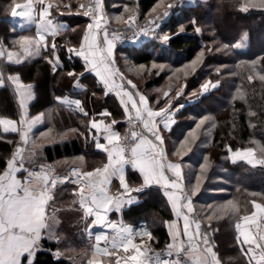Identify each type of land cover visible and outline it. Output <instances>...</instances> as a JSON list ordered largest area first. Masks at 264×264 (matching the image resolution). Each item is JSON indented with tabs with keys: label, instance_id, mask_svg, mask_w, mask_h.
I'll use <instances>...</instances> for the list:
<instances>
[{
	"label": "trees",
	"instance_id": "obj_1",
	"mask_svg": "<svg viewBox=\"0 0 264 264\" xmlns=\"http://www.w3.org/2000/svg\"><path fill=\"white\" fill-rule=\"evenodd\" d=\"M51 1V19L64 22L67 28L48 37L47 48L41 45L38 55L21 56L22 62L15 63L7 60V52L20 54L21 37H36V19L25 26L20 18L11 15L15 3L26 4L27 0H0V49L5 52L0 59V73L5 79L0 86V118L19 123L22 113L27 120L41 117V123L28 133L24 161L29 170L38 162L50 163L57 176L65 175L75 165L92 171L107 163V155L95 149L89 123L106 111L110 114L106 121H115V128L124 137L126 117L117 97L68 51L82 43L89 20L83 12L92 0ZM160 1L103 0V9L114 18L122 16L123 7L128 8L132 13L138 11L143 20L151 17ZM81 4L86 7L81 8ZM242 7L248 11H242ZM223 10L225 13L220 15ZM158 32L159 36L165 33L170 37L167 44L156 39L139 47L122 46L117 52L118 63L121 67L132 64L142 68L139 73L144 81L150 74L140 88L148 95L152 109L166 108L170 99L173 101L168 110L182 106L171 128L162 132L169 158L182 166L183 187L193 200L194 217L201 223L202 233L210 234L209 245H214L219 259L223 264H247L237 242L236 223L253 213V202L264 204V166L246 160L231 161L230 156L249 148L258 158L264 156V80L260 79L264 76V7L259 0H195L172 12ZM52 43L56 44L55 56L59 58L55 68ZM69 72L74 75L69 76ZM9 76H19L23 84L32 85L27 111L7 80ZM214 82L218 86L203 93L202 86ZM167 91L169 96L165 95ZM65 96L79 101V108L58 100ZM201 120L204 123L197 128ZM20 141L19 133H5L0 126V173ZM180 151L184 156L173 157ZM127 182L136 186L142 179L128 168ZM118 188L116 182L114 191ZM74 189L73 185L57 184L54 198L63 192L67 195L65 206L69 207V195ZM140 198V204L125 210L123 221L134 227L145 221L151 232L150 245L167 246L170 239L165 222L173 216L167 199L157 188L148 189ZM66 224L70 225L69 220ZM76 234L84 235V231ZM80 236L74 235L70 245L65 244L76 254L89 245ZM61 245L44 240L31 264H74L66 256H57ZM22 264L29 263L24 260Z\"/></svg>",
	"mask_w": 264,
	"mask_h": 264
},
{
	"label": "snow or ice",
	"instance_id": "obj_2",
	"mask_svg": "<svg viewBox=\"0 0 264 264\" xmlns=\"http://www.w3.org/2000/svg\"><path fill=\"white\" fill-rule=\"evenodd\" d=\"M259 2L264 7V0H259ZM34 3L41 6L39 11L41 23L37 24L36 37L22 36L19 41L22 52L20 54L8 52L6 58L9 62L21 63V56L27 58L34 54L38 55L41 45L47 48L45 35L43 34L44 30H48L51 35L55 36L63 28V25L53 26L50 20H45L50 15V9L53 7L51 3L45 5V0H27L26 4L15 3L11 8V15L13 17H22L28 23H32L34 19L32 11L35 10L33 8ZM80 7L85 8L86 6L81 4ZM241 10L246 12L248 8L242 7ZM100 12V0H95L94 5L87 6V10L83 12V15H92L93 23L88 24L79 49L70 47L68 51L75 56L81 57L86 65H90L91 70L96 72V75L100 77L101 82L107 89H119L118 95L122 93L123 96H127L131 109L135 111L134 118L143 123V127L153 134L156 141L162 143L157 130L156 118L159 117L163 120L167 127L170 113L167 108L160 109L159 111L152 110L148 107V101L143 95H139V101L137 102L131 93L124 91L123 83H116L114 79L116 72L111 68L114 42L112 39H109L107 32H105L103 37L104 47L101 48L97 41V34L93 32V28L99 30L102 27L103 17L98 14ZM164 15H167V13H164ZM117 19L120 18L118 17ZM197 31L199 32V29ZM169 39L168 35L163 36V41L167 42ZM235 46L240 47L241 45L237 44ZM51 47L55 59L53 67L55 68L59 64V58L55 56L56 44L52 43ZM3 57H5V53L0 51V58ZM14 57L15 60H13ZM49 63H53V61L49 60ZM153 67H156V65H153ZM68 75L73 76L74 73L69 72ZM121 79L123 78L121 77ZM249 79L251 80V77ZM260 79L264 80V76H260ZM7 80L13 84L18 95L22 97L30 95L32 85L23 84L19 76H9ZM4 83L5 79L3 74L0 73V86H3ZM128 84H131V81H128ZM132 87L135 88V85H132ZM202 90L207 92L209 84H204ZM58 100L61 103L68 102L63 98H58ZM121 102L124 103L123 99ZM75 103L77 107L80 106L79 101H75ZM23 106L22 100L21 107L23 108ZM125 112H128V104H125ZM84 114L87 115V113ZM102 115L107 116L110 114L104 112ZM40 119V117L35 118L32 124L39 122ZM132 120L133 117L129 116V121L131 122ZM26 123H28L26 114L22 113L21 120L19 121L21 129ZM101 123L92 121L91 128L100 131ZM112 123H115V121ZM203 123L204 121L201 120L200 124L196 127L199 128ZM0 126H3L5 133H16L19 131L22 142L28 143V133L31 131V124H29L27 129L20 130L17 127L16 121L0 118ZM103 132L107 133L104 136L107 145L101 144L97 140L96 147L107 153V163L103 164L102 167H96L92 171L80 173L76 169L72 170L75 179L71 182L81 185L76 194L79 196V205L84 210L85 218L94 216L95 220L93 223L95 225H103L105 223V216L102 213H106L109 210V206H115L119 209L124 203L131 202L130 198L128 201L123 199L126 194L130 197V193L133 191L142 192L145 187L151 186L153 183L160 185L165 189V195L168 196L177 216H181L184 209L187 210L183 214V236L187 237L188 247L185 248L182 241L178 242L179 231L173 232V243L167 245V256L172 257L173 249H175L176 259H160L159 254H157L158 264H182L180 260L181 254L188 257L192 264H220L215 252H213L212 247L209 245L207 235L201 233L200 224L195 223V229H192L194 222L190 221L188 215L193 212L191 197L184 193L181 185L177 183V180L181 178V165L179 163H165L163 151H157V145L153 144L146 137L138 135L135 131L131 133V141H138L134 144L122 141L118 133L111 131V125H104ZM189 135L194 136V133H189ZM127 140L128 138H125V141ZM127 152H130V157L126 156ZM235 156L247 159L250 164H264V156L256 160L255 152L252 148L246 149L243 152L238 151L235 153ZM126 164H131L143 176V185L141 187L131 188L127 183L124 170ZM166 169L172 172L177 180L170 181L166 175ZM20 171L27 173L23 180L17 178L16 174ZM113 177L119 179L120 188L122 189L117 196H110L107 192V187L110 185ZM58 182H63V179L50 176L43 166L40 171L25 168L22 150L17 147L12 158L7 161L6 169L3 173H0V264H22V257L25 254L29 257L34 255L42 230L50 227L49 220L51 218L46 214V207L48 201L51 199L50 190ZM168 189H176L177 191L170 192ZM177 192L180 194H177ZM192 195H195V190L192 191ZM253 206L257 211L251 215H244L241 222L236 223L238 232L237 242L241 245V251L248 257L249 264H253V262L254 264H264V229L259 228V225L264 224V204L253 202ZM252 225L257 226L258 230L253 232L251 227H246ZM107 226L117 230L125 252H128L130 248L136 252L129 259L137 262V264H144V261L140 259L143 253L132 241V228L121 227L117 229L115 224H108ZM125 233L127 234L126 236L123 235ZM144 234L151 239L150 233ZM95 239L97 244H99L101 240L106 241L108 238L104 235H97ZM200 243H203L205 246L203 251H198ZM245 245H247L246 248L244 247ZM115 247L116 244L114 242L113 248ZM103 252L106 255L110 254L108 249H104ZM29 264H31V261H29Z\"/></svg>",
	"mask_w": 264,
	"mask_h": 264
},
{
	"label": "crops",
	"instance_id": "obj_3",
	"mask_svg": "<svg viewBox=\"0 0 264 264\" xmlns=\"http://www.w3.org/2000/svg\"><path fill=\"white\" fill-rule=\"evenodd\" d=\"M45 20L46 21L50 20V17L47 16L45 18ZM50 21H51L53 26L63 25V28L60 30L59 34L62 33L67 28V25L64 22H58V21L53 22L52 20H50ZM40 23H41V21L39 23L37 22V24H40ZM43 34L45 35V39H47L50 36H53V35L50 34V32L48 30H44ZM82 42H83V40H82ZM75 49L78 50L79 47L75 48ZM71 55L75 56L74 54H71ZM75 57H78V56H75ZM78 58L82 61V63L84 64L86 69L89 68V65H86L85 61L81 57H78ZM76 86H77L78 89H81V90L83 89V86H81L79 84L78 85L76 84ZM139 95H141V94H139ZM139 95L137 96V98L133 97L137 102L139 101ZM20 99H21V97H20ZM63 99H66L68 101L67 103H64V104H66L68 106H77L76 103H75V101H77L76 99H73V98H71L69 96H65V97H63ZM129 105L131 107V104H129ZM148 107H149V103H148ZM76 108H79V107H76ZM23 109H24V111H26L24 107H23ZM131 110L132 109H130V112H131ZM152 110H154V109H152ZM154 111H156V110H154ZM104 112H106V111H104ZM131 113L135 115V111L134 110H132ZM107 116L101 114V118H98V119L97 118L96 119L93 118L90 121V123H89L90 129H91V131H92V133L94 135V146H95L96 151L103 152L106 155H107L106 152H104L101 149H98L96 147L97 140H99V142L101 144L107 145V141L104 139V136L107 134V133L103 132L104 125H111V131L115 132V133H118L120 135V137L122 138V140H123V135H122L121 131H119L118 129L115 128L116 122L115 123H108L106 121V117ZM37 117H40V116H37ZM37 117H34V118L30 119V120H33V119H35ZM159 119H160L159 117L156 118V121L157 120L161 121L159 123L160 125L157 126V130H158V134L160 135V137H162V132H164V130H169L171 128L174 120L172 121L171 120L172 118L169 117V119L167 121V127H166L165 126V122L163 120H161V119L159 120ZM30 120H27L28 123H26L23 126L22 129H21L20 124L16 121L18 129H20V130L27 129V127L29 126V121ZM92 121H96L97 123H101L102 122L100 131H98L97 129H92L91 128V122ZM2 128H3V126H2ZM8 133H13V132H8ZM16 133H19V131L16 132ZM149 134H150L152 143L157 145V148H158V146L160 145L159 141L155 140V137L153 136L152 133L149 132ZM26 145L27 144L23 143L22 140L18 144V147L21 148V150H22L23 156H24V153L26 152ZM238 160H243V159L241 158V159H238ZM238 160H236V161H238ZM165 163H178V162H175V161H172L170 159H166L165 158ZM24 167L27 168V166L25 164V161H24ZM128 168H131L132 170L136 171L139 174V176L141 177V179H142V183L141 184H138L136 186H130V185L129 186L131 188H139V187H141L143 185V176L141 175L139 170L138 169H134L131 164H126L124 166L126 181H127V170H128ZM73 169L78 170L80 173L85 172V171L82 170L80 165H75V166L70 167L67 170V173L65 175H57L56 176L57 178L63 179V182H58L57 184L61 183V184H69V185L75 186V189L72 190L71 195H69L70 198H71V200H70V198L68 199L71 202V203H69L70 206L69 207L65 206L66 203H67V198H66L67 195L63 194V192H58V194L55 196V198L51 202L47 203L46 214L51 218L49 220L50 227L45 229V230H42L41 236H40L39 240L37 241V247L35 249L34 255L32 257H29L27 254H25V256L22 257V263H23L24 260H26L27 263H29V261L32 262L34 260L36 253L40 249H42L44 240H47L49 242L61 243L62 245H65V244L70 245V240H71L70 238L74 237V235L75 236H80L81 234L80 235L76 234L77 231H84V235H81L80 239L84 238V240H85V242L87 244L90 241L94 242L93 259H95V264H101L100 263L101 261L99 262V260H100L99 256L105 257L104 258L105 261L109 262V264L110 263L114 264V260H115L114 255L115 254L113 252L114 251L113 250L114 249L113 248V243L115 242V244L117 246L122 245L120 236L117 234V232L94 229L93 226H92V217L93 216L85 218L84 210L79 205V196L76 194V192L78 191V189H79V187L81 185L79 183L71 182L73 179H75V177L73 176V171H72ZM3 171L1 173H3ZM16 175H17V178L23 180L24 177H26L27 173L24 172V171H20ZM166 175L168 176L170 181L171 180H177V178L172 174V172L168 171L167 169H166ZM182 177H183V175H182V166H181V178L179 180H177V183H179L181 185V187L183 188V190H184L183 178ZM116 182L119 185V188H118L119 190H115L114 191V186H115ZM151 188H157V189H159L162 192V194L165 196V198L168 201V204L170 206V209H171V212H172V215H173L171 220L165 222V228H166L167 234H168L169 239H170L168 244L173 243L172 233L176 232V231H179L178 242L182 241L184 245H188L187 237L183 236V224H184L183 214L186 213L187 210L184 209L182 214H181V216H177L176 212L173 210L172 204H171L168 196L165 195V189L163 187H161L160 185H156V184L153 183L151 186L145 187L142 192H135V191L131 192L130 193V197H129L128 194H126L123 197V199L125 201H128L129 198H130L131 199L130 203H124L119 209H117L115 206H109V211H110V214H111L112 218L114 220H116V221H123V214H124L125 210H127L128 208H130L132 206H136V205L140 204L141 203L140 195L143 192H145V191H147L148 189H151ZM121 191H122V189L120 188L119 179L117 177H113L111 179L110 185H108V187H107L108 194L110 196H117ZM168 191L175 192L177 190L176 189H168ZM184 193H185V191H184ZM177 194H180V193L177 192ZM191 201H192V206H193V212L188 214V215H189L190 221L194 222L192 224V229L194 230L195 229V223H199V222H197V220L194 217L195 216L194 215L195 209H194L192 198H191ZM255 211H257V210L254 208L253 212H255ZM258 219H259V217H258ZM68 220L70 222L69 226L66 224V222ZM87 222H88V224H87ZM146 225H147L146 222L141 220V222L137 226H135L134 228H136L137 230H142V228L147 229ZM246 227H251V230L253 232L258 230L257 226H255V225L246 226ZM259 228L264 229V224L259 225ZM65 230H67V231H65ZM148 232H150V230ZM97 235L107 236L108 239L106 241L105 240H101L99 242V244H97L96 239H95V237ZM123 235H125V234H123ZM132 241H133V243L136 242L133 238H132ZM65 247H67V246H65ZM104 249H108V252L110 254H108V255L104 254V252H103ZM212 250H213V248H212ZM213 252H214V250H213ZM216 257H217V254H216ZM101 260H102V258H101ZM135 264H137V263H135Z\"/></svg>",
	"mask_w": 264,
	"mask_h": 264
},
{
	"label": "rangeland",
	"instance_id": "obj_4",
	"mask_svg": "<svg viewBox=\"0 0 264 264\" xmlns=\"http://www.w3.org/2000/svg\"><path fill=\"white\" fill-rule=\"evenodd\" d=\"M194 2H195V0H161L158 3V5L156 6V8L153 10V12L151 14V17H149L148 19H143V20H147L148 21V26L150 28H156L157 29L166 20H168V17L171 15L172 12H174L176 10H180V8H182L184 6H187V5H191ZM48 3H51L54 6V4H53V2L51 0H45V5L48 4ZM100 3H101V12L99 14L102 15L103 21L105 23H107L109 25V27H118V28L119 27H125L126 20L129 19V18L133 19L134 21L135 20H139V21L142 20V19L139 18L138 11H133V13H132V11L129 12L130 10L128 8H124V7H123V13H121L122 16L119 17L120 19H117L118 16H115L114 18H112L113 16L111 17V16H108V15L105 14V11L103 9V0H100ZM94 4H95V0H92L91 5H94ZM169 5H171V7H169ZM33 8L35 10L32 11V16L34 18L33 20L36 19V25H37V22L38 23L40 22L39 11H40L41 6L39 4L34 3L33 4ZM51 9H50V15L48 16V17H50V20H52L51 19ZM228 12H229V10H228ZM164 13H167V15H164ZM223 13H225L224 10L220 12V15L223 14ZM127 14H128V16H127ZM17 18H20V20L22 22L21 24H24L25 26H27V24H29L24 18L19 17V16H17ZM52 21L55 22V20H52ZM90 23H93V21L92 20H88V24H90ZM219 24L222 25V23H219ZM86 30H87V28H86ZM106 31H107V28H105L104 26H102L99 30L93 28V32H94V34H97V41L100 44L101 48L104 47V45H103V37H104V33ZM164 35H166V34L165 33H162V35L159 36V32H158V37L157 38L160 39V41L162 42V44H167V42L163 41V36ZM45 41H46V39H45ZM118 50H119V48L117 49V51L115 53H113V51H112V57H111V61H112L111 68L112 69L115 68V70H116V77H117L118 83L119 84L123 83V85H124V91L131 93L133 97L137 98V96L139 94H141V95H143L147 99V96L148 95H146V94L143 93L144 90L140 88V85H143L144 82L146 81V79H150V74H148V76L145 78V81H144V79L142 78V74H141L142 73L141 71L143 70L142 68H139V67L136 68L132 64H129L128 66L124 64L123 67H121L119 65V63H118V58H117V52H118ZM3 52H4V50H3ZM86 70H88V71H90V72H92V73H94L96 75V72L94 70H91V66L90 65H89V68H87ZM139 72H141V73H139ZM121 77L123 79H121ZM97 78H98L99 81H101L98 76H97ZM128 81H131V84H128ZM136 81H138L139 85H138V83L136 84ZM208 84H209V90L207 92L211 91L213 88H215L216 86H218V83L217 82L208 83ZM132 85H135V88H133ZM162 90H163V88H161L160 90H158L159 93H161ZM148 92H151L152 93L153 90L150 89ZM207 92H204L203 91V93H207ZM166 93L169 96V92L167 91ZM123 98H124L123 100L125 101V103L128 104V108L131 109V107L129 105L130 103H128V97L127 96H124ZM31 99H32V92H31V90H30V95H25L23 97L21 96L20 102L23 100V105H24L23 107L25 108L26 111H27L28 104L31 101ZM147 101H148V99H147ZM172 101H173L172 99L168 100V102H167L168 105L166 104L167 105L166 108L170 106L169 104H171ZM148 103H149V101H148ZM177 106H181V105H177ZM177 106H175V107H177ZM149 107L151 108L150 104H149ZM174 108H172V109H170L168 111L170 112ZM131 112H132V110H131ZM131 116L133 117V120L134 121H137L139 124L142 125V122L141 121L136 120L134 118L135 117L134 114L131 113ZM125 117H126L125 118L126 128H128L129 124L127 126V122L129 123V117H128V115L126 113H125ZM170 117L172 118L171 119L172 121L175 119V115L174 116H170ZM33 120H30L29 121V124H31V129H32V127L34 128L35 125H39L41 123V119H40L39 122L32 124V121ZM156 122H157V126H159L160 125L159 123L161 121H158L157 120ZM161 139H163L162 141H164V149H165L164 158L170 159L169 158V152H168V149H167V142H166V139H165L163 133H162ZM150 140H151V138H150ZM254 148H256L259 151H263V149L261 147H254ZM239 152H243V151H239ZM254 152H255V150H254ZM235 153L236 152H234V153L231 154V156H230L231 161H236L238 159H241L239 157H236L235 156ZM182 156H184V151H180L179 154L173 155V157H175V158L176 157L177 158H181ZM255 159L256 160H259L260 159V158H258L256 156V152H255ZM243 160H246L247 161V159H243ZM254 164H256V165L258 164V165L264 166V164H259V163H254ZM182 175H183V172H182ZM183 180H184V178H183ZM193 188H196V187H193ZM239 222H241V220ZM131 227H134V226H131ZM146 228H147L146 230L148 232L149 229H148L147 225H146ZM202 234H205V233H202ZM206 235H207V239H209L210 234H207L206 233ZM237 235H238V232H237ZM135 243L134 244L139 247L138 243L137 242H135ZM88 244L89 245H86V247H84L82 249H79L81 251V254H76L77 252L74 251V249H72L70 246L65 247V245H61L60 246V250H58V252H57L58 253L57 256H60V257L66 256V258L71 259L74 264H95V259H93L94 242L93 241H90V242H88ZM210 246L213 248V250L215 252L214 245H211L210 244ZM204 247L205 246L203 245V248L200 251H203ZM239 247L241 248V245L240 244H239ZM244 247L246 248L247 246L245 245ZM113 250H114L113 252L115 254L114 255V258H115L114 264H135V263H137V262L131 261L129 259V257L131 255H135L136 254V252H134L131 248L129 249L128 252H125L124 249H123V247H122V245H120V246H117L116 245V247ZM140 251H141V249H140ZM215 254H217V253L215 252ZM244 256H245V258L247 260V264H249L248 257L245 254H244ZM99 257H100L99 262L101 261L100 262L101 264H109V262H106L105 261V259H104L105 257H103V256H99ZM101 258H102V260H101ZM217 258L220 261V264H223L222 261L219 259L218 255H217ZM253 264H254V262H253Z\"/></svg>",
	"mask_w": 264,
	"mask_h": 264
},
{
	"label": "built area",
	"instance_id": "obj_5",
	"mask_svg": "<svg viewBox=\"0 0 264 264\" xmlns=\"http://www.w3.org/2000/svg\"><path fill=\"white\" fill-rule=\"evenodd\" d=\"M99 14V13H98ZM89 20L93 21L92 15L88 16ZM102 26L107 28V34L109 36V39H112L114 42V48H113V53L117 51L118 48H121L122 46H128V47H139L142 46L146 43H148L151 40H156L158 39V28H150L148 26V21L147 20H133V19H127L126 20V25L125 27H109L107 23L103 21ZM116 67V66H115ZM115 72V68L113 69ZM100 78V77H99ZM114 79L117 84L118 80L116 77V74L114 76ZM101 82V81H100ZM102 83V82H101ZM103 87L110 92V94L114 95L117 97V99L121 102L122 99H124L123 94L121 93L118 95L119 89H113L109 90L106 88V86L102 83ZM124 101V100H123ZM122 107L125 111V101L122 103ZM182 110V106H177L175 107L172 111H170V116H176L179 111ZM126 113V112H125ZM129 116H131L130 109L128 108V112L126 113ZM129 124V126H128ZM128 128H126L125 135L123 137V140L125 143H132L134 144L135 142L131 141V133L133 131L137 132L138 135L146 137L148 140H150V136L148 134V131L143 127L142 125L139 124L137 121L132 120L129 123L127 122ZM125 138H128L127 141H125ZM163 140V139H162ZM151 141V140H150ZM162 150L163 153L165 154V149H164V141L162 143L160 142V145L157 148V151ZM126 156L130 157V152L126 153ZM45 169L49 173L50 176L56 177L55 174V168L53 167L52 164L47 163V162H38L36 163L30 170H35V171H40L41 167ZM57 185L50 190V195L51 199L48 202H51L54 198V193L56 191ZM105 216V223L103 225H95L93 221L95 220V217H92V226L94 229H99V230H106V231H113L117 232V230H114L110 227H108V224H115L117 229H120L121 227H131L124 221H116L114 220L111 215L110 211L108 210L106 213H102ZM133 230V236L132 238L138 243L141 252L143 255L140 257L142 261H144V264H158L157 260V254H159L160 259H170V260H175L176 259V250L173 249V256L168 257L167 256V246H163L160 248H154L150 245V240L147 235L144 233H149L147 232L146 229L142 228V230H137L134 227H131ZM138 233V234H137ZM125 235H127L125 233ZM185 248L188 247V245H184ZM203 248V243H200V247L198 251H200ZM180 260L182 261V264H192L191 260L186 257L185 255L181 254Z\"/></svg>",
	"mask_w": 264,
	"mask_h": 264
},
{
	"label": "water",
	"instance_id": "obj_6",
	"mask_svg": "<svg viewBox=\"0 0 264 264\" xmlns=\"http://www.w3.org/2000/svg\"><path fill=\"white\" fill-rule=\"evenodd\" d=\"M0 51H3L2 49H0ZM4 58V57H3ZM0 59H2V58H0ZM199 224H200V231L202 232V229H201V223L199 222Z\"/></svg>",
	"mask_w": 264,
	"mask_h": 264
}]
</instances>
